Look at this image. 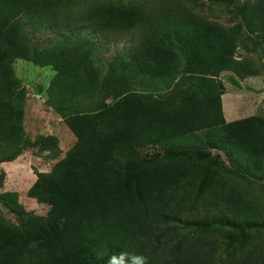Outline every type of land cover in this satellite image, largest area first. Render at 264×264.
Returning <instances> with one entry per match:
<instances>
[{"label": "trees", "instance_id": "trees-1", "mask_svg": "<svg viewBox=\"0 0 264 264\" xmlns=\"http://www.w3.org/2000/svg\"><path fill=\"white\" fill-rule=\"evenodd\" d=\"M206 1L240 24L209 22L187 0H0V161L56 147L22 128L14 59L54 69L44 102L75 138L26 190L43 217L0 190L18 219L0 214V264H264V118L224 120L219 79L254 71L233 53L254 33L263 50L264 0ZM30 29L55 41L42 48ZM87 30L129 45L103 58ZM154 143L161 153L139 152Z\"/></svg>", "mask_w": 264, "mask_h": 264}, {"label": "rangeland", "instance_id": "rangeland-1", "mask_svg": "<svg viewBox=\"0 0 264 264\" xmlns=\"http://www.w3.org/2000/svg\"><path fill=\"white\" fill-rule=\"evenodd\" d=\"M121 1L125 3L131 0ZM242 1L238 0V2ZM186 4L194 13L204 17L209 22H215L226 27L240 24V20L231 6L212 4L206 0H187ZM83 7V5L76 4L70 8L79 12ZM30 31L42 48L55 41L56 36L49 30L37 31V29H30ZM81 35L86 38L103 40L98 33L89 30L82 32ZM256 36L255 33L252 35L246 34L244 36V38H248L246 44L242 43L236 47L233 53L237 60L250 62L254 71L243 79H238L230 71H222L219 75V79L222 80L224 86L223 92L220 93V105L223 118L226 121L254 114L264 118V45H261L263 50H256L253 47L251 40L256 39ZM129 41L128 36L123 37L117 43H109L103 40L104 45H99V55L103 58H109L122 45L128 46ZM106 49L109 52H106ZM12 70L25 88L22 128H24L30 139L37 134L55 136L56 147L34 145L25 148L20 155L10 161H0V190L14 192L17 195V201L26 210L43 217L48 206L36 202L33 197L26 194V190L35 180L36 173L50 171L55 161L63 156L66 149L71 147L75 138L65 126L61 117L44 102L43 90L52 77L54 69L49 65L38 66L29 60L20 58L12 61ZM233 81H236V84ZM138 150L145 157L154 153H161V148L155 143L141 146ZM209 152L211 155L223 159V161L226 160L222 151L209 149ZM257 184V182H254L253 187H257ZM0 214L9 224L16 225L18 223L17 217L1 204ZM116 261L121 264L118 258H116Z\"/></svg>", "mask_w": 264, "mask_h": 264}, {"label": "clouds", "instance_id": "clouds-1", "mask_svg": "<svg viewBox=\"0 0 264 264\" xmlns=\"http://www.w3.org/2000/svg\"><path fill=\"white\" fill-rule=\"evenodd\" d=\"M137 259L140 260V264H146L147 258H145V257H138Z\"/></svg>", "mask_w": 264, "mask_h": 264}, {"label": "crops", "instance_id": "crops-1", "mask_svg": "<svg viewBox=\"0 0 264 264\" xmlns=\"http://www.w3.org/2000/svg\"><path fill=\"white\" fill-rule=\"evenodd\" d=\"M235 84V83H234ZM220 99H221V95H220ZM73 135V134H72Z\"/></svg>", "mask_w": 264, "mask_h": 264}, {"label": "water", "instance_id": "water-1", "mask_svg": "<svg viewBox=\"0 0 264 264\" xmlns=\"http://www.w3.org/2000/svg\"><path fill=\"white\" fill-rule=\"evenodd\" d=\"M236 84V81H233Z\"/></svg>", "mask_w": 264, "mask_h": 264}]
</instances>
